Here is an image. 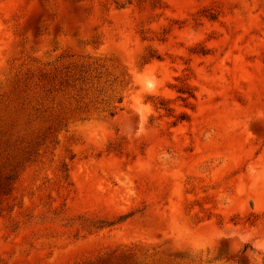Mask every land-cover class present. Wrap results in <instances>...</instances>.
<instances>
[{
	"label": "rangeland",
	"instance_id": "obj_1",
	"mask_svg": "<svg viewBox=\"0 0 264 264\" xmlns=\"http://www.w3.org/2000/svg\"><path fill=\"white\" fill-rule=\"evenodd\" d=\"M0 264H264V0H0Z\"/></svg>",
	"mask_w": 264,
	"mask_h": 264
}]
</instances>
